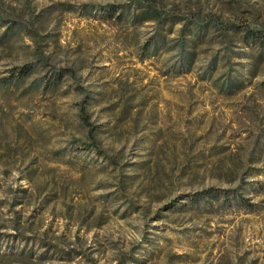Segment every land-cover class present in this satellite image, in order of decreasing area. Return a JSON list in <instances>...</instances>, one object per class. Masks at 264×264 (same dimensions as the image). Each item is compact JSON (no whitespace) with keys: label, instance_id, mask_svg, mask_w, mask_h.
I'll return each instance as SVG.
<instances>
[{"label":"rangeland","instance_id":"obj_1","mask_svg":"<svg viewBox=\"0 0 264 264\" xmlns=\"http://www.w3.org/2000/svg\"><path fill=\"white\" fill-rule=\"evenodd\" d=\"M131 1L0 0V264H264V34L181 54V24L108 13ZM152 1L264 24V0Z\"/></svg>","mask_w":264,"mask_h":264},{"label":"trees","instance_id":"obj_2","mask_svg":"<svg viewBox=\"0 0 264 264\" xmlns=\"http://www.w3.org/2000/svg\"><path fill=\"white\" fill-rule=\"evenodd\" d=\"M108 13L114 16L117 19H124L133 27L140 26L144 23L151 22L154 26L158 27L155 30V34L158 36L160 35V27L170 23H179L181 27L178 29V39L176 48L181 52H184L186 38L191 36L194 31L197 30H205V29H215L220 32L224 37L228 36L229 33H233L236 35H240L242 38L245 39H255L258 34H264V24L257 25L255 27H250L249 25H240L234 21H222L217 17H210L205 21L198 20L195 18L187 19L183 17H176L174 15H170L168 12H164L162 9L155 6L152 0H132L129 2L128 5L125 7H118V8H110ZM9 30L15 31V34H20L22 31L21 27L17 23H10ZM156 36V35H155ZM200 36V35H199ZM247 41V40H246ZM160 41H158L155 37L150 42H145L143 47L147 49L153 50L152 52L155 53L160 48ZM152 53V54H153ZM190 61V59H188ZM32 72L31 68L23 67L17 70V72L11 73V76H14L15 82L23 81L24 79L28 78ZM50 80L48 81V83ZM226 87H230L232 81L227 78ZM84 123H87L85 117H82ZM15 256L16 261L20 260L19 258L23 256L22 253H6L0 251V259L8 260L9 257L7 256ZM24 256H28V254L24 253ZM3 264V263H2Z\"/></svg>","mask_w":264,"mask_h":264}]
</instances>
